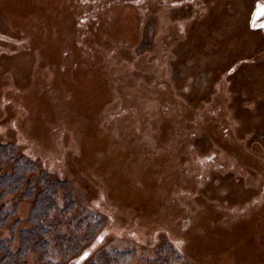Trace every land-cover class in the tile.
<instances>
[{"label": "rangeland", "instance_id": "obj_1", "mask_svg": "<svg viewBox=\"0 0 264 264\" xmlns=\"http://www.w3.org/2000/svg\"><path fill=\"white\" fill-rule=\"evenodd\" d=\"M0 142L104 218L26 264H264V0H0Z\"/></svg>", "mask_w": 264, "mask_h": 264}, {"label": "trees", "instance_id": "obj_2", "mask_svg": "<svg viewBox=\"0 0 264 264\" xmlns=\"http://www.w3.org/2000/svg\"><path fill=\"white\" fill-rule=\"evenodd\" d=\"M4 167L10 171L2 172ZM17 192L22 198L32 200L30 226L20 229L15 248L12 238L0 240V264H26L32 250L39 252L42 262L50 260L52 253L67 261L80 253L103 225L102 215L87 208L76 210V200L66 181L39 168L14 144L0 142V228L16 214L17 206L10 207L5 199ZM20 222L15 218L10 225L12 232ZM163 252L166 254L158 256V262L166 264L174 251L165 245ZM132 254V249L110 254L103 252L87 264H127ZM175 258L174 261L179 260Z\"/></svg>", "mask_w": 264, "mask_h": 264}]
</instances>
